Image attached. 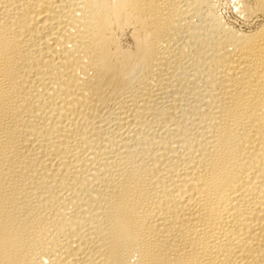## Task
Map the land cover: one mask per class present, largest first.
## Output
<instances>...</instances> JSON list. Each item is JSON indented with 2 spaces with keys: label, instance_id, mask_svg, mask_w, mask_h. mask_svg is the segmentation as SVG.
Masks as SVG:
<instances>
[{
  "label": "bare ground",
  "instance_id": "6f19581e",
  "mask_svg": "<svg viewBox=\"0 0 264 264\" xmlns=\"http://www.w3.org/2000/svg\"><path fill=\"white\" fill-rule=\"evenodd\" d=\"M0 264H264V0H0Z\"/></svg>",
  "mask_w": 264,
  "mask_h": 264
}]
</instances>
